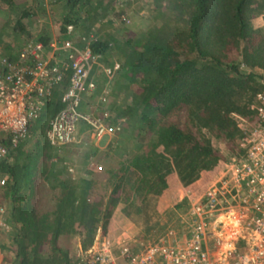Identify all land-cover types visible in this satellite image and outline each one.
<instances>
[{
    "label": "trees",
    "instance_id": "16d2710c",
    "mask_svg": "<svg viewBox=\"0 0 264 264\" xmlns=\"http://www.w3.org/2000/svg\"><path fill=\"white\" fill-rule=\"evenodd\" d=\"M41 1L0 0V6L20 12L14 30L45 11ZM115 1L53 0L52 5L66 9L65 37L60 39L69 37L66 25L73 24L77 38H87L102 59L110 51L120 54V68L109 87L96 79L97 87L81 110L90 113L92 98L105 94V121L114 133L128 132L136 149L98 178L100 168L83 167L88 153L99 151L91 145L77 160L76 176L68 168L61 178L56 159L77 144L57 151L45 132L42 139L37 134L46 121H35L29 137L17 148L8 146L9 154L0 162V176L7 178L0 201H9L6 218L11 226L0 240V264H78L82 257L75 247L81 252L92 247L119 203H124L123 213L134 218L144 211L142 202L150 207L153 199L177 190V185L198 189L205 172L215 175L222 167L215 142L235 148L241 137L237 116L251 122L256 117L252 104L264 89V24L255 25L254 20L261 17L264 22V0H122L125 6L121 3L114 12ZM131 4H141L139 11L149 6L150 19L143 28L103 30L115 25L111 18L105 21L106 16L122 20ZM95 24L102 28L96 36L90 29ZM8 27L0 26V41ZM33 39L47 45L53 37L45 30ZM58 109H49L45 120ZM86 129L81 121L79 134ZM32 139L45 147L26 148ZM47 164L49 180L39 183ZM177 200L176 208L185 213L189 201Z\"/></svg>",
    "mask_w": 264,
    "mask_h": 264
},
{
    "label": "built area",
    "instance_id": "2783aa9c",
    "mask_svg": "<svg viewBox=\"0 0 264 264\" xmlns=\"http://www.w3.org/2000/svg\"><path fill=\"white\" fill-rule=\"evenodd\" d=\"M66 28V39L55 37L47 45L29 40L14 57H0V162L8 156V146L17 148L33 123L58 103L45 131L52 146L73 143L81 121L98 138L113 132L105 109L99 116L81 106L97 87L96 72L103 68L111 77L120 64L105 67L88 39L77 38L73 24ZM106 99L104 94L99 102ZM252 109L253 122L237 116L241 137L207 187L184 188L180 201L187 199L190 207L181 215L182 230L169 228L140 250L99 233L78 264H264V89L257 92ZM6 184L0 176V192ZM6 213L1 202L3 231L11 229Z\"/></svg>",
    "mask_w": 264,
    "mask_h": 264
},
{
    "label": "rangeland",
    "instance_id": "374dc122",
    "mask_svg": "<svg viewBox=\"0 0 264 264\" xmlns=\"http://www.w3.org/2000/svg\"><path fill=\"white\" fill-rule=\"evenodd\" d=\"M44 1V2H43ZM41 2L44 3L46 6L44 12H39L37 18L32 19L31 22L26 21V25L24 28L20 29H12L14 22L13 20H16L19 16V13H11L8 7L0 6V26H3L6 23H9V27L4 29V32L2 33L1 41H0V57L2 56H9L12 54L13 56L18 54V51L22 48V46L29 41L32 38H38L42 32L45 30H49L51 33V36L53 38H62L65 37L64 33L62 31V23H63V13L62 11L66 10L63 8L60 9H54V5H52L53 0H43ZM122 0H117L113 4L114 12H118L120 10V7L122 6ZM132 1V0H131ZM122 3V4H121ZM34 2L32 3V5ZM125 6V4H123ZM140 5L137 4H131L129 7L127 5V9L125 10L126 13L121 14L122 20H125L124 22L120 19H117L115 15H109L106 16L105 21L113 19L115 22V25H109L103 28V30L110 31L112 29L116 28H123V26H128L133 30H138L143 28L150 19V9L149 6L145 5L144 8H142L141 11ZM26 8L24 6L22 8V11ZM112 14V13H111ZM104 20V19H103ZM103 22V21H102ZM255 25H263V18H257L254 20ZM91 32L93 35H95V32L98 31L101 33L102 29L100 24H95L91 28ZM86 29L85 31H87ZM31 36V37H30ZM96 36V35H95ZM120 54L110 51L107 53V55L102 59V63L105 67L113 68L116 63L120 62ZM248 70V69H245ZM116 73V72H115ZM115 73L110 77L108 76L107 72L103 70V68H100L96 73L97 80H102V82L105 84V87H109L110 80L112 77H114ZM57 92V93H56ZM54 93V98L58 97V91ZM102 93V92H101ZM96 98H92L88 106L89 111L95 114H101L103 109L105 108V103L100 104L99 98L102 96V94ZM92 102V103H91ZM101 106H100V105ZM107 104V103H106ZM83 106H81L82 108ZM49 120V119H48ZM48 120L44 119V122H46L45 129L48 126ZM42 124V123H41ZM112 128V127H111ZM38 136L40 139H42L44 134V129L39 128V131H37ZM125 135V142H121L122 135ZM128 132H121L120 134L109 132L106 136H103L101 138H98L97 136H94L93 131L91 129H86L82 133H78L77 139L72 144H77L75 146H72V148L68 152H64L63 156H61V159H56L58 162V166L63 171V175L67 176V172L75 175L77 174V168H79L78 164V158L80 155H82L86 149L88 150L91 145L98 148L99 151L95 153H88V161L83 164V167L86 169H90L94 171L96 168H100V172H97L96 175H98V178H100L103 173L105 172V169L110 166H116L119 161H122V159L126 156L127 151L133 152L136 149V142L129 139ZM36 139V138H35ZM87 141H84V140ZM43 142V141H42ZM41 144H44L42 143ZM37 145V141L32 139L28 141V144L25 145V147L31 149H40L44 148L43 145ZM112 145L117 146V148H114L111 150ZM215 146L220 150V153L222 155L223 160L229 159L235 148L231 144H223V143H217L215 142ZM62 147V146H61ZM61 147H57V151H61ZM48 151H51L49 149ZM79 151V152H77ZM80 153V154H79ZM65 155V156H64ZM107 156V157H104ZM103 164H101L100 160ZM45 160L48 162H51L52 159L49 157H45ZM100 162V163H99ZM92 165V166H91ZM91 166V167H90ZM50 165L47 164L44 166V168H41V171L39 173L38 182L43 183L44 181H48V175L49 173ZM69 168V170H68ZM72 169V170H71ZM212 173L205 172L203 174V177L197 184V188L201 191L204 190L209 182H211L212 178L215 177V175H211ZM179 184V183H178ZM205 186V187H204ZM179 187V185H177ZM181 193L179 190H172L169 194L164 192L159 197H156L152 200L150 207L147 205L148 202H142L141 206L143 207L142 214L135 215V217L130 218L127 217L123 213V206L124 203H119L113 210L112 215L108 223L106 224V227H102L99 229L97 235L100 233L101 237L109 238L112 242H115L119 245H126L129 246L132 250H140L147 242L153 240L156 238L160 233H162L165 228L169 229V226L175 230H182L184 228L181 220V215L184 214L182 210L176 208V202L178 196V192L180 195L183 193L184 188H182V185L180 186ZM187 188V187H186ZM188 189V188H187ZM198 189H193L195 191H198ZM1 198V197H0ZM176 200V201H175ZM1 203V201H0ZM5 205L9 206V201L6 200ZM146 205V206H145ZM182 225V226H181ZM231 231V230H230ZM228 235V234H227ZM230 236L232 233L229 234ZM6 236L5 231H0V240L3 239ZM234 236V235H233ZM96 239V238H95ZM118 249V248H117ZM75 252H77L78 257H82L84 252H81L77 247L74 249Z\"/></svg>",
    "mask_w": 264,
    "mask_h": 264
},
{
    "label": "crops",
    "instance_id": "0c3cea01",
    "mask_svg": "<svg viewBox=\"0 0 264 264\" xmlns=\"http://www.w3.org/2000/svg\"><path fill=\"white\" fill-rule=\"evenodd\" d=\"M96 73H97V72H96ZM95 78H96V76H95ZM96 79H97V78H96ZM111 79H112V78H111ZM58 105H59V104H58ZM58 105H57V107L60 108V106H58ZM55 108H56V107H55ZM55 108H53V109L55 110ZM46 122H47V121H46ZM47 124H48V123H47ZM42 125H43V123H42ZM43 127H44V126H43ZM43 127H42V128H43ZM46 127H48V126H46ZM46 129H47V128H46ZM46 129H45V127H44V132L46 131ZM209 183H210V182H209ZM209 183H208V184H209ZM208 184H207V185H208ZM207 185H206V186H207ZM180 186H181V185H179V187H177V190H179V192L181 193L182 190L180 189V188H181ZM204 187H205V186H204ZM182 188H183V186H182ZM200 189H202V188H200ZM200 189H198V190H200ZM179 192H178V196H179L178 198H180V193H179Z\"/></svg>",
    "mask_w": 264,
    "mask_h": 264
}]
</instances>
